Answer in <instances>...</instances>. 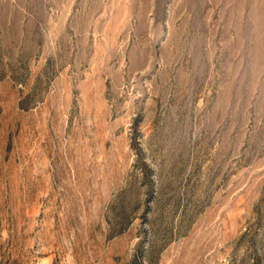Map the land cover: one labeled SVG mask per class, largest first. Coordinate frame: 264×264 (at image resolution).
Listing matches in <instances>:
<instances>
[{
  "label": "rangeland",
  "instance_id": "1",
  "mask_svg": "<svg viewBox=\"0 0 264 264\" xmlns=\"http://www.w3.org/2000/svg\"><path fill=\"white\" fill-rule=\"evenodd\" d=\"M0 264H264V0H0Z\"/></svg>",
  "mask_w": 264,
  "mask_h": 264
}]
</instances>
